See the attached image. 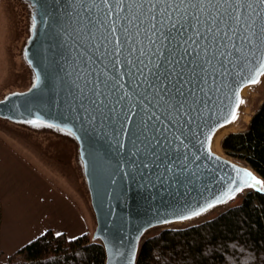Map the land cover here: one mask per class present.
<instances>
[{"label":"water","instance_id":"95a60500","mask_svg":"<svg viewBox=\"0 0 264 264\" xmlns=\"http://www.w3.org/2000/svg\"><path fill=\"white\" fill-rule=\"evenodd\" d=\"M12 2L24 17L15 51L27 83L0 92V126L79 185L94 218L92 240L103 245L105 264H138L141 246L154 229L199 221L243 191L264 190L263 177L249 163L212 148L216 133L237 122L247 104L243 91L261 88L263 75L255 84L249 82L251 71L225 77L208 107L182 136L177 133L169 157L149 163L150 157L131 154L136 149L118 124L84 118L76 91L83 87L84 67L75 31L79 5ZM125 88L132 91L127 83Z\"/></svg>","mask_w":264,"mask_h":264},{"label":"snow or ice","instance_id":"6c2138e0","mask_svg":"<svg viewBox=\"0 0 264 264\" xmlns=\"http://www.w3.org/2000/svg\"><path fill=\"white\" fill-rule=\"evenodd\" d=\"M72 3L79 5L84 67L76 91L84 118L118 124L136 149L131 154L149 163L169 157L177 133L208 107L225 77L251 71L255 84L264 75V0Z\"/></svg>","mask_w":264,"mask_h":264},{"label":"trees","instance_id":"16d2710c","mask_svg":"<svg viewBox=\"0 0 264 264\" xmlns=\"http://www.w3.org/2000/svg\"><path fill=\"white\" fill-rule=\"evenodd\" d=\"M222 146L264 179V100L248 127L226 135ZM2 264H105V251L89 232L70 238L47 229L6 254ZM138 264H264V190L248 191L210 220L147 237Z\"/></svg>","mask_w":264,"mask_h":264},{"label":"rangeland","instance_id":"374dc122","mask_svg":"<svg viewBox=\"0 0 264 264\" xmlns=\"http://www.w3.org/2000/svg\"><path fill=\"white\" fill-rule=\"evenodd\" d=\"M23 18L22 9L17 8L12 0H0V92L27 83L26 71L15 51L23 32ZM247 96L251 120L264 100V86L254 89L251 94L248 92ZM249 122L242 124L236 132L245 130ZM2 128L0 126V199L5 207L18 213L17 219L22 218L14 222L19 235H22L21 239L24 236L23 228L31 225L35 229L26 235L32 236L29 239L51 229L55 233H65L70 238L89 232L92 240L94 218L79 185L77 188L66 173L51 167L47 160L44 161ZM222 152L246 162L229 155L223 146ZM247 192L243 191L229 204L195 222L198 224L215 217L239 203ZM195 222L171 227L183 228ZM158 232L160 228L154 229L149 236ZM5 259L6 256H0V264Z\"/></svg>","mask_w":264,"mask_h":264},{"label":"crops","instance_id":"0c3cea01","mask_svg":"<svg viewBox=\"0 0 264 264\" xmlns=\"http://www.w3.org/2000/svg\"><path fill=\"white\" fill-rule=\"evenodd\" d=\"M25 208L27 209V207ZM17 215L18 213L14 212L8 207H5V205H3L0 199V248L4 251V256L15 251L16 249L24 245L26 242L34 238L33 237L29 239L32 236H26L30 233V230L35 229V227H32L30 225L27 226V228H23L24 236L21 239L22 235H19L18 227H16V223L14 222H17L19 219L21 220L22 218L19 217L17 219Z\"/></svg>","mask_w":264,"mask_h":264},{"label":"bare ground","instance_id":"6f19581e","mask_svg":"<svg viewBox=\"0 0 264 264\" xmlns=\"http://www.w3.org/2000/svg\"><path fill=\"white\" fill-rule=\"evenodd\" d=\"M262 80H263V86H264V75L262 76ZM253 91H254L253 88H246L243 91V94L247 95L248 92L251 94V93H253ZM252 100H253V98H252ZM249 120H250V107H249L248 101H247V104L243 105L242 108H241V112L239 114L237 122L231 123V124H229L227 126H224L223 128H221L216 133V135L214 136V139H213V143H212L213 150L218 152V153H220V154L223 153L222 152V146H221V140L224 137V135H226L227 133H229L231 131H236L237 129H239V127L242 124H244L245 122H249Z\"/></svg>","mask_w":264,"mask_h":264}]
</instances>
